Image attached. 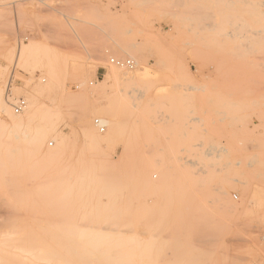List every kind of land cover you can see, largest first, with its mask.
Returning a JSON list of instances; mask_svg holds the SVG:
<instances>
[{
    "label": "rangeland",
    "instance_id": "1",
    "mask_svg": "<svg viewBox=\"0 0 264 264\" xmlns=\"http://www.w3.org/2000/svg\"><path fill=\"white\" fill-rule=\"evenodd\" d=\"M0 87L39 106L0 128L2 255L59 223L155 264H264V0H0Z\"/></svg>",
    "mask_w": 264,
    "mask_h": 264
},
{
    "label": "bare ground",
    "instance_id": "2",
    "mask_svg": "<svg viewBox=\"0 0 264 264\" xmlns=\"http://www.w3.org/2000/svg\"><path fill=\"white\" fill-rule=\"evenodd\" d=\"M112 60H116V59H112ZM120 60L122 61V59H120ZM119 67H121V66H119ZM122 68H124V67H122ZM126 68H128V67H126ZM134 68H135V63H134ZM133 69H131V70H133ZM112 72L115 75L117 73L114 68H113ZM98 82H103V81H98ZM7 98H8V95H7ZM8 103H9L10 107L12 108V110L14 111L13 104L15 102L12 101V102H8ZM26 108H27V105L23 109V111ZM0 109L7 117L6 120L0 118V126L2 125V127H0V128H4V130L8 129L10 131H13V130L20 131L24 127H26L27 124H29L31 122V118L39 110V106L37 104V99L34 98V100H32L28 106V111H26L22 115H19V114L17 115V114H15L16 113L15 111H14L15 113L11 112L10 109L8 108V106L6 105L5 101L3 100V89L0 87ZM99 121L101 123H103L104 125L107 124V122L104 120L103 121L99 120ZM46 129L48 130V128H46ZM82 130L86 136H94L95 135L94 127L91 124V122L89 124L87 122V125H84ZM90 139L91 138H89V140ZM94 141H95V139H94ZM4 194H6V193H4ZM8 196L10 197V195H8ZM8 196H7V200L9 199ZM9 216H11V215H9ZM5 218H6V216H5ZM23 223H25V222H23ZM4 224H5V222H4ZM50 224L51 225L46 224L48 226V229H47V226H46V228H44L46 231L43 229V232L45 231L43 235H45V233L47 232V234H46L47 237H42L41 233H39L41 235V238H39L37 236L32 237V235L30 234L31 229L29 232H26V230H25V232H24V230L14 232V233H12V235L15 234L14 237L12 236L9 239L8 238L6 239V237H2L3 239L5 238V241L9 240V242H8L9 247L11 246L13 251H12V255L9 252H6V253H9L11 255L10 257H8V259H7V256H9V254L4 253L5 251H3V255L0 253L2 255V257H0V258L2 259L4 257L6 260L11 262V263L9 262L10 264H144L146 262V260H147L146 263H148V264H155L157 261V260H155L156 258L155 259L153 258V256L143 257L140 254L128 253L127 250H130V249L133 251L135 250V248H133L134 246L132 245V242H131L132 239L131 240L130 239L129 240L128 239H126V240H112L106 235H105L106 238L101 237L102 231L105 230V232H106L109 227L107 228V230L103 227H95L94 229L89 230V231L83 229V230H80L77 232L74 230V232L72 233L71 231H73V230H71V228H73V227L68 228L71 225L68 226L66 229H64L63 228L64 226L60 225L59 223L58 224L50 223ZM14 225H15V221H14ZM24 225L26 228L27 224L25 223ZM8 226L10 227V225H8ZM23 226H22V228H24ZM41 228H43V227H41ZM67 229L71 230V231L68 230V234L70 233L72 236H74L76 234L77 236L75 235L74 237H72V236L67 237L68 236ZM2 230H4V228H2ZM109 231H110V229H109ZM34 232H35V230H34ZM4 233L5 232L3 231L2 234H4ZM64 233L67 235L63 237V235H65ZM48 235H50V236H48ZM5 241H3V242H5ZM1 244H4V243H1ZM4 245H3V247H4ZM6 247H7V245H6ZM138 249H139V246H138ZM119 250H124L126 252L115 253V251H119ZM0 252H1V250H0ZM5 254H6V256H5ZM9 258H12L13 260H11ZM3 261L1 260V263ZM5 264H8V263L5 262Z\"/></svg>",
    "mask_w": 264,
    "mask_h": 264
},
{
    "label": "built area",
    "instance_id": "3",
    "mask_svg": "<svg viewBox=\"0 0 264 264\" xmlns=\"http://www.w3.org/2000/svg\"><path fill=\"white\" fill-rule=\"evenodd\" d=\"M112 63H115L116 65L118 66H121V67H128L130 69H133L134 68V63L130 60H127V61H121V60H112ZM15 70H16V66L12 69L11 71V75H10V78H9V81H8V84H7V94L9 97L12 96V93H11V90H12V86L13 84L18 81L15 79ZM8 97V98H9ZM13 102H15L13 104V108H14V111L16 113H20L23 111V109L26 107L27 103L26 101L23 99V98H20V99H13ZM95 124L99 127H101V131L103 132L105 130V128L103 127L102 123L97 119L95 121Z\"/></svg>",
    "mask_w": 264,
    "mask_h": 264
},
{
    "label": "crops",
    "instance_id": "4",
    "mask_svg": "<svg viewBox=\"0 0 264 264\" xmlns=\"http://www.w3.org/2000/svg\"><path fill=\"white\" fill-rule=\"evenodd\" d=\"M130 14V13H129ZM86 16H91V12H87ZM84 34L87 36V38L90 36L92 38L93 35V31L91 30V28L89 29L88 25L85 27L84 29Z\"/></svg>",
    "mask_w": 264,
    "mask_h": 264
}]
</instances>
